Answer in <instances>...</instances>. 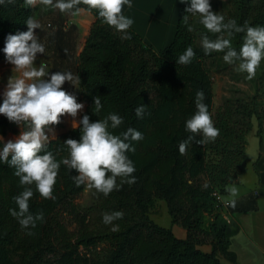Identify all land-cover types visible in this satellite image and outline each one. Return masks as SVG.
Wrapping results in <instances>:
<instances>
[{
	"label": "trees",
	"instance_id": "obj_1",
	"mask_svg": "<svg viewBox=\"0 0 264 264\" xmlns=\"http://www.w3.org/2000/svg\"><path fill=\"white\" fill-rule=\"evenodd\" d=\"M39 2L34 0L29 6L25 0L11 3L6 0L0 5V50L9 33L27 30L25 21ZM231 4L227 21L264 25V1L231 0ZM127 7H123V13ZM185 7L182 3L171 42L160 51L144 44L131 28L128 29L131 39H122L119 33L102 24L95 12L76 15L75 27L81 38L79 86L81 98L86 102L81 117L87 114L90 122H94L110 112L117 113L123 117V123L112 130L114 134L128 127L143 134L142 140L133 142L135 151L127 153L135 165L132 175L136 179L107 196L93 189L99 212L123 211V218L113 222L119 225L118 230L108 233L96 229L90 226L84 213L79 215L82 220L76 235H71L56 214L59 210L79 214L73 200L84 185L74 183L76 171L61 164L53 198H42L35 185L31 186L34 195L29 200V211L33 214L42 211L44 219L35 228L24 229L9 213L10 208L17 207L13 197L24 186L19 184L13 168L0 163V264H236L235 254L229 249L236 230H229L220 212L214 209L212 194L216 191L224 196L230 180L243 174L246 137L255 119L260 138L264 108L253 96L246 101H227L212 115V80L204 64L212 53L206 55L196 40L205 33L212 39L214 34L202 24L194 26V18L189 20L194 30L189 32L181 24ZM243 35L236 33L231 38L237 50ZM189 45L195 52L192 62L176 63ZM4 57L0 51V61ZM198 90L204 92L203 102L219 129L217 137L203 145L196 143L201 138L199 133L185 131V121L197 111ZM95 96H100L103 105L97 114L93 112ZM140 105H145L143 118L135 114ZM18 126L0 114V135L7 130L16 132ZM20 127L27 130L24 123ZM189 135H195L196 140L180 153L179 143ZM80 136L79 128L71 129L49 140L44 151H51L61 160L68 155L64 141L68 138L79 141ZM156 200L165 202L171 224L186 231L185 239L176 238L170 228L161 227L149 218L148 212ZM209 217L212 218L207 221ZM104 243L108 246L101 257L100 247ZM205 245L210 246V252L199 249Z\"/></svg>",
	"mask_w": 264,
	"mask_h": 264
},
{
	"label": "clouds",
	"instance_id": "obj_2",
	"mask_svg": "<svg viewBox=\"0 0 264 264\" xmlns=\"http://www.w3.org/2000/svg\"><path fill=\"white\" fill-rule=\"evenodd\" d=\"M6 0H0L3 5ZM11 3L12 0H7ZM34 0H25L29 6ZM185 4V14L181 24L187 26L189 32L193 25L189 24L190 18L199 17V22L207 32L219 34L211 39L207 33L200 39L204 53L223 52V60L235 65V70L246 73V79H252L261 60L264 59V25L251 26L237 24L235 19L225 22V17L219 12H214L210 0H180ZM40 3L58 9L61 13L72 15L95 12L96 18L113 31L119 33L122 39H131L128 29L133 25L132 18L126 16L122 9L125 5L131 6V0H40ZM86 5V7H81ZM26 31L9 33L5 37V46L2 50L5 60L13 65V72L18 76H11L2 93L0 114L9 121L21 126L24 123L27 130L21 131L14 140L3 142L0 147V163H6L14 169L13 174L19 178L23 187L18 195L13 197L16 208H10L9 213L17 218L24 229L37 226L38 221L44 219L43 212L33 214L29 211V200L34 195L32 185L42 198H53V186L61 164L70 170H75L72 179L77 186L85 185L105 196L114 189L118 190L123 184L135 182V165L127 155L134 152L133 142L143 139V134L132 127L120 134L112 130L120 127L123 117L117 113H109L103 119L90 122L87 114L79 120L78 112L84 108L83 102H77V97L66 91L61 86L65 81L74 87L80 83V77L74 76L70 71H46L47 65H35L38 53H45V45L35 34V29H40L41 24L29 16L25 21ZM236 33H244L242 44L237 50L232 46V37ZM195 56L194 49L189 45L175 60L176 63L187 65ZM204 101V92L198 90L195 94L197 111L185 121V131L201 135L196 140L195 135H189L186 140L179 143L180 153H184L189 142L196 140L198 144H205L214 140L219 134L211 120L210 113ZM93 112L99 113L103 107L100 96L93 97ZM145 105L135 108L137 118H143ZM72 117L71 126L79 128L81 136L79 141L68 138L64 141L68 155L57 160L51 151H44L50 136H55L53 125L61 121V117ZM52 133V135H49ZM3 141V137H0ZM119 178L120 183H117ZM235 189H233V192ZM236 201H231L235 207ZM123 211L105 212L102 223L111 225L112 230L119 228L113 223L123 218ZM28 234L32 232L29 230Z\"/></svg>",
	"mask_w": 264,
	"mask_h": 264
},
{
	"label": "crops",
	"instance_id": "obj_3",
	"mask_svg": "<svg viewBox=\"0 0 264 264\" xmlns=\"http://www.w3.org/2000/svg\"><path fill=\"white\" fill-rule=\"evenodd\" d=\"M156 0H132L131 6L127 7L124 14L133 19L134 23L130 27L142 40L153 47L155 51H160L167 46L166 30L161 20L158 18V10L150 8ZM160 2V0H157ZM178 6L182 7L180 0ZM151 12V13H149ZM31 17L41 24L40 29L34 32L41 43L45 45V53L37 54L34 62L37 67L40 64L47 65L46 71L52 73L56 71H70L74 76L78 75V53L81 46V38L75 27L76 15L61 13L58 9L38 3ZM147 26L148 31L144 30L141 24ZM154 33V40L150 41V32ZM159 44L158 47L155 45ZM13 65L5 60L0 61V101L2 93L7 86L11 76H18L19 73L13 72ZM66 91L73 93L77 97V102H83L84 108L78 112L77 120L81 118V113L86 109V103L81 99L79 84L74 87L70 82L65 81L61 86ZM72 117L65 115L54 128L55 136H50L49 140L65 133L72 128ZM257 121L253 119L252 129L246 137L245 154L246 166L243 174L232 181L227 193L222 196L226 204V210L230 223L227 225L229 230H236L230 238L229 249L235 254L236 264H264V124L260 138L256 134ZM21 131L13 134L9 130L5 132L2 143L14 140ZM52 135V133H49ZM233 189L235 191L233 192ZM235 200V207L231 206V201ZM174 236L178 239L186 238V231L178 226L170 227ZM203 252H210V246L199 247Z\"/></svg>",
	"mask_w": 264,
	"mask_h": 264
},
{
	"label": "rangeland",
	"instance_id": "obj_4",
	"mask_svg": "<svg viewBox=\"0 0 264 264\" xmlns=\"http://www.w3.org/2000/svg\"><path fill=\"white\" fill-rule=\"evenodd\" d=\"M177 3L178 1L176 0H160V2L156 0L155 2H153V4L150 5V8L154 11L159 8L160 5L157 16L159 20H161V23H163L165 26L166 41H169L170 38L173 37L176 28V22L180 15L181 9ZM210 3L212 10L214 12H219V14L225 17V21H227L228 16L232 12L231 0H210ZM199 24H201L199 22V17H194V26L197 27L199 26ZM141 26L144 30H149L147 29V26L145 24L142 23ZM149 32V40L153 41L154 33L152 31ZM217 35L219 34H214L212 39H215ZM200 39L201 37H198L196 40V45L198 46H201ZM143 43L146 44L145 42ZM146 45L153 49L152 46L148 44ZM155 45L158 47L159 44L155 43ZM223 55V52H212V57L204 62L205 67L212 80V115H214L215 111L227 101H233L236 99L246 101L253 96H257L259 105L264 108V59L261 60V63L257 67L256 73L253 78L249 80L245 78L246 73H240L235 70V65L226 63L222 58ZM19 130H21L20 125L17 128V131ZM17 131L10 132L15 134L17 133ZM204 180L205 179L202 177L201 181L204 182ZM73 204L77 208L79 214L74 213V211L72 210H59L56 214L57 218L61 221L69 234L76 235L80 221L82 220L79 215H84V213L88 215L87 221H89L90 226L96 229L104 230L108 233L113 231L111 225H105L104 223H102V215L104 213L98 211L99 201L95 196L93 189H88L84 185V190L73 200ZM148 215L149 218L157 225L164 228L171 227V217L167 212V208L163 200H156L154 206L149 210ZM210 218L212 217H209V219L206 218L207 221H209ZM107 246L108 245L106 243L101 245V257L105 252L103 251V249L105 250ZM206 246L208 245H205V247Z\"/></svg>",
	"mask_w": 264,
	"mask_h": 264
},
{
	"label": "built area",
	"instance_id": "obj_5",
	"mask_svg": "<svg viewBox=\"0 0 264 264\" xmlns=\"http://www.w3.org/2000/svg\"><path fill=\"white\" fill-rule=\"evenodd\" d=\"M213 197L215 199L214 201V209L218 212H220L221 214V217L223 218L224 222L226 224H229L230 223V218L228 216L227 213V208H226V204L224 203V201L222 200V195L219 194L218 192H213Z\"/></svg>",
	"mask_w": 264,
	"mask_h": 264
},
{
	"label": "water",
	"instance_id": "obj_6",
	"mask_svg": "<svg viewBox=\"0 0 264 264\" xmlns=\"http://www.w3.org/2000/svg\"><path fill=\"white\" fill-rule=\"evenodd\" d=\"M232 182V180H230Z\"/></svg>",
	"mask_w": 264,
	"mask_h": 264
}]
</instances>
